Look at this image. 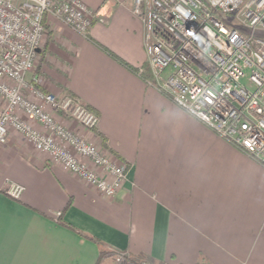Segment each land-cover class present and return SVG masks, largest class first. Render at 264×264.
I'll return each instance as SVG.
<instances>
[{"label": "crops", "instance_id": "0c3cea01", "mask_svg": "<svg viewBox=\"0 0 264 264\" xmlns=\"http://www.w3.org/2000/svg\"><path fill=\"white\" fill-rule=\"evenodd\" d=\"M80 1L98 14L87 35L136 71L47 14L43 65L32 73L97 114L94 130L55 117L124 162L126 177L107 196L10 129L0 142V264H110L114 253L125 264H264V166L146 83L131 0Z\"/></svg>", "mask_w": 264, "mask_h": 264}, {"label": "built area", "instance_id": "2783aa9c", "mask_svg": "<svg viewBox=\"0 0 264 264\" xmlns=\"http://www.w3.org/2000/svg\"><path fill=\"white\" fill-rule=\"evenodd\" d=\"M131 2V12L144 28L147 52L148 74L144 68L137 73L264 166V0ZM47 14L82 35L98 20L97 12L80 0H0V142L14 129L112 196L125 180L126 164L112 160L55 117L58 113L94 130L97 114L69 91H45L37 76L27 78L39 56ZM21 191L16 182L6 187L14 198ZM114 257L124 258L121 253Z\"/></svg>", "mask_w": 264, "mask_h": 264}, {"label": "trees", "instance_id": "16d2710c", "mask_svg": "<svg viewBox=\"0 0 264 264\" xmlns=\"http://www.w3.org/2000/svg\"><path fill=\"white\" fill-rule=\"evenodd\" d=\"M45 17V16H44ZM44 20V18H43ZM86 37L92 41L95 45H97V47H99L102 51H104L106 54H108L109 56H111L113 59H115L119 64L123 65L124 67L130 69V70H133V71H136L135 68H133L132 66H130L127 62H125L124 60H122L120 57H118L116 54H114L111 50H109L108 48H106L105 46L101 45L100 43L94 41L90 36L86 35ZM44 52L45 50L43 48H40L39 49V57H40V62H42L44 60ZM39 68V66H38ZM37 68V69H38ZM61 221V220H60ZM63 222L65 225L69 226V227H72L73 226L69 223H65L64 221H61Z\"/></svg>", "mask_w": 264, "mask_h": 264}, {"label": "rangeland", "instance_id": "374dc122", "mask_svg": "<svg viewBox=\"0 0 264 264\" xmlns=\"http://www.w3.org/2000/svg\"><path fill=\"white\" fill-rule=\"evenodd\" d=\"M43 61L40 62V57L39 56L37 57V60L35 62V65H34L33 69L30 71L29 77L27 76V78H29V79L32 78V76H33V73L32 72L38 71L41 68V66L43 65ZM38 66H39V68H38ZM110 264H125V259L123 258V259H120V260L117 261V260H115L113 258V262L110 263Z\"/></svg>", "mask_w": 264, "mask_h": 264}, {"label": "water", "instance_id": "95a60500", "mask_svg": "<svg viewBox=\"0 0 264 264\" xmlns=\"http://www.w3.org/2000/svg\"><path fill=\"white\" fill-rule=\"evenodd\" d=\"M39 50V49H38Z\"/></svg>", "mask_w": 264, "mask_h": 264}]
</instances>
